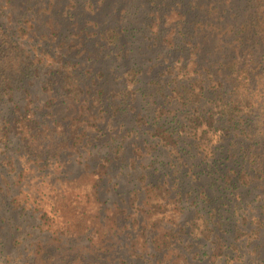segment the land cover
<instances>
[{"label": "trees", "instance_id": "obj_1", "mask_svg": "<svg viewBox=\"0 0 264 264\" xmlns=\"http://www.w3.org/2000/svg\"><path fill=\"white\" fill-rule=\"evenodd\" d=\"M42 1L0 0V264H264V0H145L150 58L141 5Z\"/></svg>", "mask_w": 264, "mask_h": 264}, {"label": "rangeland", "instance_id": "obj_2", "mask_svg": "<svg viewBox=\"0 0 264 264\" xmlns=\"http://www.w3.org/2000/svg\"><path fill=\"white\" fill-rule=\"evenodd\" d=\"M109 1H110L109 5H107V4L106 5H99L100 9L95 11V15L97 16L96 19H98L100 21L101 28H107L109 26L120 25V22H122L123 24H126L127 20H123L124 19V16H123L124 15V10L127 9V7H129V5L131 3H134V2L137 5L138 4L141 5L139 10H143L144 13L141 12V13H138L136 15H131V16L128 17V20H129V22L135 21L138 24V27H139V29L135 31V34L137 35V38L139 37V41L136 44L141 46V51H140V53H138L139 57L150 58V57L155 56L156 52L153 53V51H152V53H151L147 49L148 45L151 43V41L148 39V37L150 35L146 34V33H144V35H143V29L146 27V25L144 24V18H145L146 13H148L149 9H150V7L147 4L144 3L145 0H109ZM184 1H185V6H188V0H184ZM42 2H44V0ZM206 2H207V0H202L201 2L199 1V3H201V4H206ZM40 13H41V15H43L42 12H40ZM202 13H203V11H202ZM79 15L84 20L90 17L89 10L85 9V8H81L80 9ZM175 17H176V14L174 12L173 14H171L170 18H168L170 20L165 23V27L168 30H170V28H171V23H172L171 20L174 19ZM41 21H42V23H41ZM159 23H160V21H158V24ZM14 24L12 23V26ZM40 24H41V27H42L41 28L42 31H46V32L50 31L51 23H48V22L45 23V16L44 15L40 19L39 25ZM154 27H155V30H156L157 26L155 25ZM201 34H202V36H204V33H201ZM82 37H83V39L80 41L81 44L84 43V41H85V37L84 36H82ZM201 38L202 37H198L197 40L199 42H202ZM72 40H74V38ZM75 40H77V39H75ZM87 40H88L87 41L88 42L87 46H84V45L83 46H79L78 49H80V53L84 54L83 53V51H84L83 48L85 49V51L90 50V51L99 52L100 48L98 47L99 45L96 43L97 37L90 35V36L87 37ZM152 43H153V41H152ZM72 51L75 52V49L72 50ZM86 55H87V53L84 54V57ZM149 65H150V63H149ZM98 67H100V65ZM103 67H106V65H103ZM111 87L113 89H117V88L121 87L120 81L118 83L112 82ZM38 94H39V97H40V101L43 102L44 101V96L47 93L45 91H40ZM68 101H70V100H68ZM70 106H71V110L69 112H71V113L77 112L78 109H77V106L75 107L74 103H71ZM61 110L65 111V107L62 108ZM85 112H86L85 108H81L78 113H85ZM91 121H93V120L91 119ZM100 146H101V143H100ZM103 147L107 148V145L104 144ZM131 155H133L134 157H139L140 156V152L136 148H134V149L131 150ZM79 168H83V167L79 166ZM83 179H86V177H83ZM63 204H66V203H63ZM55 227H57V221L54 224V228L52 227L51 230H48V222H47V224L44 226V231L41 233L40 236H47L49 238V236H51V234L56 231ZM78 238H80V244L79 245H82V246L83 245H87L86 243L88 241H89V243L94 244L95 242H97V239H98L97 236L94 237L93 235H86V236H81V237H78ZM48 241H49V243H51L50 244L51 246H54L51 240L48 239Z\"/></svg>", "mask_w": 264, "mask_h": 264}]
</instances>
